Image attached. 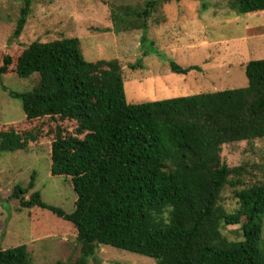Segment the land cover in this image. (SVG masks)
<instances>
[{
  "label": "trees",
  "instance_id": "obj_1",
  "mask_svg": "<svg viewBox=\"0 0 264 264\" xmlns=\"http://www.w3.org/2000/svg\"><path fill=\"white\" fill-rule=\"evenodd\" d=\"M156 3L130 10L117 29H141L145 44ZM228 4L238 14L264 12V0ZM31 12V0H23L15 38ZM245 68L244 88L129 103L118 62L87 61L79 38L35 41L16 60L6 54L0 84L11 71L19 79L39 76L32 91L10 93L21 101L26 119L59 118L77 125L74 135L56 127L49 152L51 175L65 177L77 194L73 212L47 204L40 191L26 200L34 180L26 189L17 185L13 197L40 212L39 221L52 215L64 224L62 233L75 230L79 255L73 264H90L98 248L108 245L156 264H264V166L261 178L238 190L245 168H231L222 159L226 144L264 139V59ZM170 69L180 75L201 71L174 61ZM38 140L34 132L2 130L0 156ZM228 186L236 187L234 211L222 204ZM33 219L39 223L36 213ZM228 226H239L240 240L224 235ZM0 264L33 263L28 247L19 245L0 250Z\"/></svg>",
  "mask_w": 264,
  "mask_h": 264
},
{
  "label": "rangeland",
  "instance_id": "obj_2",
  "mask_svg": "<svg viewBox=\"0 0 264 264\" xmlns=\"http://www.w3.org/2000/svg\"><path fill=\"white\" fill-rule=\"evenodd\" d=\"M156 1L148 21L144 44L142 30L117 29L130 10L143 11ZM229 0H31L32 12L19 38L14 37L23 0H0V66L6 54L16 60L23 48L35 41L51 42L79 38L81 51L89 62H118L124 76L129 103L212 93L248 86L246 65L264 59V12L238 14ZM113 13L117 16L113 17ZM136 18L132 16L131 21ZM129 20V21H130ZM123 22V21H122ZM124 23V22H123ZM154 42L152 46L151 42ZM145 51L148 56L145 55ZM141 61L142 68L133 69ZM199 66L187 75L173 73L170 63ZM39 76L19 79L11 71L0 84V131L14 129L18 134H39V140L24 150L0 156V250L26 245L33 264H73L79 244L73 228L55 220L34 223L35 213L13 197L14 188H34L26 200L40 191L44 202L72 213L77 194L65 177L51 175L50 144L56 127L75 134L74 121L59 118L28 120L21 101L10 93H26L38 86ZM222 159L231 168L243 166V189L261 178L264 166V139L226 144ZM34 176V177H33ZM236 187L223 192V206L234 211ZM230 240H240L239 226L223 230ZM90 264H156L155 260L112 246L98 248Z\"/></svg>",
  "mask_w": 264,
  "mask_h": 264
}]
</instances>
